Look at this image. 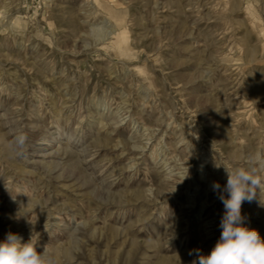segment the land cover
Listing matches in <instances>:
<instances>
[{"label":"rangeland","instance_id":"obj_1","mask_svg":"<svg viewBox=\"0 0 264 264\" xmlns=\"http://www.w3.org/2000/svg\"><path fill=\"white\" fill-rule=\"evenodd\" d=\"M261 161L264 0H0V242L191 264L221 234L212 183ZM241 212L264 238V191Z\"/></svg>","mask_w":264,"mask_h":264},{"label":"clouds","instance_id":"obj_2","mask_svg":"<svg viewBox=\"0 0 264 264\" xmlns=\"http://www.w3.org/2000/svg\"><path fill=\"white\" fill-rule=\"evenodd\" d=\"M27 141L26 134L18 133L10 144L12 153L23 155ZM261 165L264 167V161ZM224 169L226 184L211 185L224 206L220 237L208 254L199 249L190 250L189 255L196 257L191 264H264V238L256 229L245 226L241 212L243 202H251L264 191V178L254 175V169ZM0 264H54V260L45 251L38 252L31 239L22 243V237L9 232L0 242Z\"/></svg>","mask_w":264,"mask_h":264}]
</instances>
